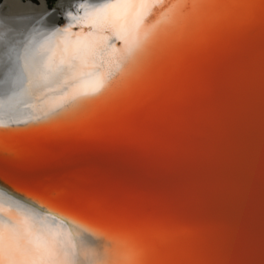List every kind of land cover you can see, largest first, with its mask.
<instances>
[{"label": "snow or ice", "instance_id": "1", "mask_svg": "<svg viewBox=\"0 0 264 264\" xmlns=\"http://www.w3.org/2000/svg\"><path fill=\"white\" fill-rule=\"evenodd\" d=\"M229 2L57 0L39 14L0 13V164L42 162L21 145L102 143L84 131L116 118L166 124L189 99H169L177 82L257 33L264 42V0H239L242 14ZM53 38L55 63L45 58ZM2 177L0 168V264H183L147 211L54 181L21 180L28 194Z\"/></svg>", "mask_w": 264, "mask_h": 264}, {"label": "water", "instance_id": "2", "mask_svg": "<svg viewBox=\"0 0 264 264\" xmlns=\"http://www.w3.org/2000/svg\"><path fill=\"white\" fill-rule=\"evenodd\" d=\"M43 1L49 9L57 3ZM6 5L1 0L0 13ZM222 7L242 14L246 5L230 0ZM184 96L188 101L162 126L116 118L107 128L84 131L106 137L102 143L21 145L19 150L39 153L42 162L16 167L5 161L2 179L33 195L21 180L71 184L94 201L147 211L165 226L183 264H264V42L259 33L205 73L186 75L169 99Z\"/></svg>", "mask_w": 264, "mask_h": 264}, {"label": "bare ground", "instance_id": "3", "mask_svg": "<svg viewBox=\"0 0 264 264\" xmlns=\"http://www.w3.org/2000/svg\"><path fill=\"white\" fill-rule=\"evenodd\" d=\"M44 1L42 0V4L36 6L32 4L30 1L26 0H7L6 10L3 11V15L5 16H22V15H34L44 12ZM59 41L56 38L47 44V52L45 53V58L48 56H52L53 62H58V45ZM53 53H57L53 55ZM29 101V100H28Z\"/></svg>", "mask_w": 264, "mask_h": 264}, {"label": "rangeland", "instance_id": "4", "mask_svg": "<svg viewBox=\"0 0 264 264\" xmlns=\"http://www.w3.org/2000/svg\"><path fill=\"white\" fill-rule=\"evenodd\" d=\"M31 1L39 4V3H41L40 1H42V0H31ZM55 1L56 0H47L49 6H52ZM0 2H1V0H0Z\"/></svg>", "mask_w": 264, "mask_h": 264}]
</instances>
